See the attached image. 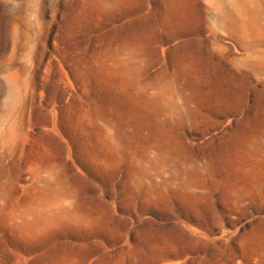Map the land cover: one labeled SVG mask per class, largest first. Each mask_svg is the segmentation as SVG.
<instances>
[{"label":"rangeland","instance_id":"374dc122","mask_svg":"<svg viewBox=\"0 0 264 264\" xmlns=\"http://www.w3.org/2000/svg\"><path fill=\"white\" fill-rule=\"evenodd\" d=\"M209 1L0 0V264H264V0Z\"/></svg>","mask_w":264,"mask_h":264},{"label":"crops","instance_id":"0c3cea01","mask_svg":"<svg viewBox=\"0 0 264 264\" xmlns=\"http://www.w3.org/2000/svg\"><path fill=\"white\" fill-rule=\"evenodd\" d=\"M241 3H242V0H210L209 5H207V7L212 9L211 12L209 13L213 15V17H218L220 19L227 18L226 15H227L228 10L234 11L237 15L236 22H238V19L240 16L239 7ZM260 191L264 193V184L262 187H259V185H257L255 208H253L251 204L250 206L247 205L245 214L252 216L250 219H246V222H250V228L247 231L249 232V234L254 235L258 241L262 240L264 243V210L261 211V207L259 203ZM89 196H92V195L89 194ZM110 203L111 202H109V204Z\"/></svg>","mask_w":264,"mask_h":264},{"label":"bare ground","instance_id":"6f19581e","mask_svg":"<svg viewBox=\"0 0 264 264\" xmlns=\"http://www.w3.org/2000/svg\"><path fill=\"white\" fill-rule=\"evenodd\" d=\"M212 9H208V11L210 12ZM228 14H230L232 17H235L236 16V13L234 11H227Z\"/></svg>","mask_w":264,"mask_h":264}]
</instances>
